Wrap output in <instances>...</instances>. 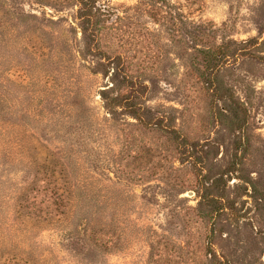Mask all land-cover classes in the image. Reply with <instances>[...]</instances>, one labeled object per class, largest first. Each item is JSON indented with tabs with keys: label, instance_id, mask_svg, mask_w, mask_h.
<instances>
[{
	"label": "rangeland",
	"instance_id": "obj_1",
	"mask_svg": "<svg viewBox=\"0 0 264 264\" xmlns=\"http://www.w3.org/2000/svg\"><path fill=\"white\" fill-rule=\"evenodd\" d=\"M0 264H264V0H0Z\"/></svg>",
	"mask_w": 264,
	"mask_h": 264
},
{
	"label": "trees",
	"instance_id": "obj_2",
	"mask_svg": "<svg viewBox=\"0 0 264 264\" xmlns=\"http://www.w3.org/2000/svg\"><path fill=\"white\" fill-rule=\"evenodd\" d=\"M137 118H138V116H137Z\"/></svg>",
	"mask_w": 264,
	"mask_h": 264
}]
</instances>
